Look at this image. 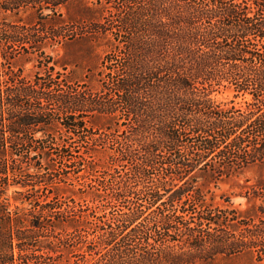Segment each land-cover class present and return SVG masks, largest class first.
Here are the masks:
<instances>
[{
    "label": "trees",
    "instance_id": "trees-1",
    "mask_svg": "<svg viewBox=\"0 0 264 264\" xmlns=\"http://www.w3.org/2000/svg\"><path fill=\"white\" fill-rule=\"evenodd\" d=\"M257 166L264 0H0V264H264V179L243 210L198 186Z\"/></svg>",
    "mask_w": 264,
    "mask_h": 264
},
{
    "label": "rangeland",
    "instance_id": "rangeland-1",
    "mask_svg": "<svg viewBox=\"0 0 264 264\" xmlns=\"http://www.w3.org/2000/svg\"><path fill=\"white\" fill-rule=\"evenodd\" d=\"M23 22L30 23L33 18L29 14H23L20 16ZM10 20L16 21L17 18H11ZM47 52L54 57L56 61V70L62 71V67H67V72H72L74 78L82 79L88 70H93L96 68L103 56V51H90L87 45L83 43H68L63 47L55 48L54 50H47ZM32 65L27 64L25 66V71L31 73ZM34 71V70H33ZM214 99L219 103H228L233 100L231 92H226L224 94H218L214 96ZM234 103L238 106L241 103L240 99L234 100ZM105 161V157L100 158ZM56 167L61 168L59 161L53 163ZM67 171H72L69 169ZM74 176L69 174V178L72 180ZM260 179H264V168L263 167H253L246 170L244 173L236 176L229 177L223 181L213 184L205 181L199 182L198 186L203 191L206 202L208 204L217 205L224 207L225 205L231 204L239 210H243L247 207V201L244 197L246 193V188L248 186L254 185ZM248 180V182H246ZM75 187L61 185V189L58 194L64 198H73L77 202L80 201V196L78 194V189L81 187L73 182ZM80 183V182H79ZM239 261H232V263H237ZM241 262H247L245 259ZM240 262V263H241Z\"/></svg>",
    "mask_w": 264,
    "mask_h": 264
}]
</instances>
